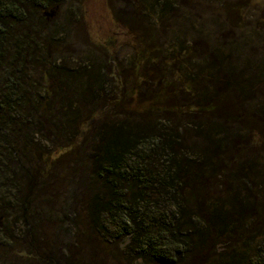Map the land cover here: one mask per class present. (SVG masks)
Returning <instances> with one entry per match:
<instances>
[{"label":"rangeland","instance_id":"obj_1","mask_svg":"<svg viewBox=\"0 0 264 264\" xmlns=\"http://www.w3.org/2000/svg\"><path fill=\"white\" fill-rule=\"evenodd\" d=\"M47 2L39 7L36 45L38 58L48 55L49 61L43 71L37 57L30 59L36 64L30 67L31 79L38 83L30 95L32 101L36 97L55 99L50 112L38 110L34 115V123L24 135L28 143L19 153L26 168L45 170V179L30 196L28 213L24 212L29 216L28 224L21 220L18 205L13 209L14 199L4 197L0 208V264H148L129 252L131 238L122 235L112 218L95 220L89 214L90 200L104 189L91 164L94 131L102 122L113 119L116 105L121 113L136 109L140 91H145L147 98L154 89L160 94L170 90L159 83V78L176 56L185 62L192 56L193 71L200 75L195 98L186 92L183 95L185 111L195 117L190 119L196 124H201L196 97L205 89L203 83H208L202 73L221 63L235 69L237 83L243 87L240 102L249 111L248 116L264 123V0ZM130 17L137 23L132 24ZM145 49H160L163 60L156 61L157 69L139 73V56ZM200 56L203 59H198ZM88 74L93 75L92 92L86 88ZM67 78V94L55 92L58 94L54 97L52 80L59 86ZM143 79L153 80L154 89L144 86ZM180 88L185 90L182 83ZM208 88L205 93L209 96L219 90L216 85ZM79 106L106 109L95 110L91 116L80 113L82 117L77 119L74 113ZM63 107L71 111L61 110ZM215 124L219 132H213L212 138L222 141L234 134L239 146L251 153L254 169L264 174V130L252 132L249 125L227 121L212 122V126ZM247 180L248 186L253 185L251 178ZM222 181L220 178L216 183L217 190ZM3 191L12 197L18 193L16 189ZM263 240L258 239L254 253L249 255L260 252ZM224 250L225 245H221L220 251Z\"/></svg>","mask_w":264,"mask_h":264},{"label":"trees","instance_id":"obj_2","mask_svg":"<svg viewBox=\"0 0 264 264\" xmlns=\"http://www.w3.org/2000/svg\"><path fill=\"white\" fill-rule=\"evenodd\" d=\"M47 1L0 0V208L4 197L14 199L12 207L16 210L15 206H22L19 213L25 224L29 216L23 213H28L30 200L19 204L18 194L12 197L3 190L15 186L20 192L37 180L35 191L38 182L45 179V170L26 168L19 153L28 143L24 135L34 123V115L38 110L50 112L55 99L36 97L32 101L30 95L38 86L31 79L34 62L31 64L30 59L37 57L43 71L49 61L48 55L38 58L36 45L39 7ZM129 20L137 23L134 17ZM159 50H143L139 73L157 69ZM171 59L159 78V83L170 90L160 94L152 86L153 80L143 79L144 86L154 89L147 98L145 91H140L136 109L123 113L116 105L113 119L95 129L91 164L104 189L90 200L89 214L95 220L112 218L122 235L131 238L129 252L148 264H184L187 260V264H264V240L260 252L249 255L254 253L258 239H264V174L254 169L251 153L239 146L234 134L222 141L213 139L219 125L212 126V122L245 124L257 133L264 130V123L248 116L240 102L243 87L237 83L235 69L221 63L202 73L208 83H203L205 89L196 97L201 115V124H196L183 104L184 92L195 98L194 91L199 88L200 75L194 73L191 64L194 58L188 56L187 62L179 56ZM87 77L86 88L92 92L93 75ZM68 79L59 86L52 80L54 97L59 92L67 94ZM209 85L219 86L213 96L205 93ZM82 97L80 103L84 104ZM98 108L79 106L74 114L80 119L106 109ZM220 178L223 181L217 190ZM249 178L251 186L247 185ZM221 245H225L224 251H220Z\"/></svg>","mask_w":264,"mask_h":264},{"label":"flooded vegetation","instance_id":"obj_3","mask_svg":"<svg viewBox=\"0 0 264 264\" xmlns=\"http://www.w3.org/2000/svg\"><path fill=\"white\" fill-rule=\"evenodd\" d=\"M36 182H37V180H33V181H30L29 182V184L27 185V188H28V190H27V193H28V191H30V190H32V196H33V194H34V189H35V187H36ZM7 184H9L10 183V181L8 180L7 182H6ZM10 188V187H9ZM25 188V187H24ZM13 189H16L17 190V188L14 186L13 187ZM23 189V188H22ZM11 190V188L9 189V191ZM25 189H23L22 191H24ZM22 191H18V197H16L17 199H18V202H19V204H20V202L22 201V195L21 194H23V192ZM17 194H15V195H17ZM26 196H27V194L25 195V197L23 198V201L25 202V203H28L29 202V200H30V198H29V200L28 201H26ZM32 196H31V198H32ZM20 209H22V206L21 205H18V208H17V210L19 211ZM24 214V213H23ZM25 215V214H24Z\"/></svg>","mask_w":264,"mask_h":264},{"label":"water","instance_id":"obj_4","mask_svg":"<svg viewBox=\"0 0 264 264\" xmlns=\"http://www.w3.org/2000/svg\"><path fill=\"white\" fill-rule=\"evenodd\" d=\"M47 15L49 16L50 14H47ZM51 16H53V15H51ZM38 156H39V159L42 158V155H38ZM31 195H32V190L28 191L27 196H26V201L29 200V198H30Z\"/></svg>","mask_w":264,"mask_h":264}]
</instances>
